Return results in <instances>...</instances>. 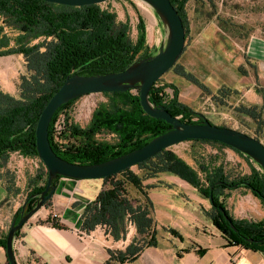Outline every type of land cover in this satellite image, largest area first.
<instances>
[{"label":"trees","instance_id":"1","mask_svg":"<svg viewBox=\"0 0 264 264\" xmlns=\"http://www.w3.org/2000/svg\"><path fill=\"white\" fill-rule=\"evenodd\" d=\"M188 1L170 0L182 19L185 39L189 33L186 13ZM6 30L13 34L10 35ZM129 30L127 21L117 23L116 14L102 8L101 4L73 7L43 0H0V57L22 56L30 74L29 77L22 76L19 84L23 99H16L0 91V160L6 162L13 153L25 158L39 159L35 137L38 119L52 95L67 77L75 74L99 75L119 72L157 52L152 53L148 49L147 33L142 17H139L135 41L130 39ZM35 40L39 41L31 45L30 43ZM176 63L177 61L172 68ZM179 74L198 86L203 93L210 95L211 101L216 104L223 103L224 99L230 96L223 90L211 94L207 87L182 69ZM157 82L149 92L151 103L163 105L172 116L178 117L182 122L196 124L203 121L200 114L178 100L176 87L169 86L172 91L171 97L165 99L166 86L164 84L156 86ZM132 90L102 93L108 102L98 104L94 108L88 124L83 128L73 123L68 114L70 107L78 98L61 105L49 124L48 139L53 151L69 162L94 164L142 147L154 137L170 130L171 125L165 121L149 117L144 113L139 101V89L136 93ZM256 91L263 94L262 90L256 89ZM234 109L252 119L257 125L263 123L261 114L255 106L239 105ZM60 115L63 116V122L57 142L53 139L52 128ZM191 117H194V120H190ZM103 133L112 135L113 141L99 139ZM251 137L258 139L256 136ZM187 141L232 149L216 141ZM242 155L251 163H256L250 157ZM216 157L214 155L207 159H195L198 167L196 170L168 148L137 164L136 167L149 178L166 172L174 174L194 187L202 197L208 199L211 207L205 214L225 240V247L240 246L264 252V219L260 221L234 219L220 200L227 189L232 191L245 188L264 206L263 170L256 163L257 168L249 165L250 173L230 177L223 172L222 162L218 163ZM39 161L45 170V179L42 186L32 189L27 194L23 214L35 207L46 185L47 169L40 159ZM200 175H203L204 180ZM102 179L108 181L111 188L101 191L92 207L86 209L84 227L88 230L96 224L109 226L108 218L114 209L131 214L126 197V185H131L142 192V179L133 173L131 168ZM217 181H223L224 184L216 185ZM211 186H213L212 190ZM210 194H212L211 200ZM220 208L222 211L219 210ZM224 215L228 216L236 230L230 228ZM21 216V212H17L14 220L18 222ZM43 223L61 227L49 218ZM169 231L183 241V237L176 230ZM246 237L258 241L247 242ZM5 244L6 239H0V247L5 249ZM195 252L202 256L206 250L198 247Z\"/></svg>","mask_w":264,"mask_h":264},{"label":"crops","instance_id":"2","mask_svg":"<svg viewBox=\"0 0 264 264\" xmlns=\"http://www.w3.org/2000/svg\"><path fill=\"white\" fill-rule=\"evenodd\" d=\"M234 67L235 75L228 86L232 92L230 97L236 96L242 103L263 107L264 38L250 37ZM164 79L162 84L168 85L165 89L167 94L171 96L169 86L176 85L178 100L191 109H194V100L199 96L205 103H212L210 95L202 93L198 86L185 78L173 73L166 74ZM204 81L211 94H215L216 90L220 93V88L227 87L223 82L213 84L210 80ZM256 89L262 90L263 94H259ZM16 158L20 160L14 161ZM24 164L28 166L27 169L21 168ZM44 172L42 163L36 158H25L13 153L6 162L0 160L1 240L6 239L15 214H23L27 194L43 185ZM142 173V192L131 185L125 186L132 216L114 209L108 218L109 226L96 224L91 230L84 227L85 211L92 207L101 191L111 188L110 184L103 179L57 178L52 197L18 230L13 239L16 264H264V252L240 246L225 247L226 242L218 233L208 236L218 240L207 241L204 245L206 247H202L192 238H185L176 229L169 227V220L177 213L186 220H183L185 224L193 226L194 236L200 235L198 227L206 225L209 218L205 214L200 215L199 208L203 207L207 213L211 207L210 201L202 198L197 200L195 197V200L180 204L167 201L158 207L150 197L151 191L158 187L170 189V186L161 180L162 173L151 178ZM186 187V184L181 186L182 189ZM131 188L135 191L132 198L129 195ZM238 189L232 190V193ZM229 211L231 216L240 214L236 212L238 209ZM48 218L61 227L43 223ZM170 229L176 230L183 241L172 235ZM175 238L179 240L178 243ZM139 240H150V243L139 246ZM186 241L192 242L193 246H183ZM198 247L206 250L202 256L195 252ZM186 258L192 262L187 263ZM0 264H8L6 250L2 247Z\"/></svg>","mask_w":264,"mask_h":264},{"label":"rangeland","instance_id":"3","mask_svg":"<svg viewBox=\"0 0 264 264\" xmlns=\"http://www.w3.org/2000/svg\"><path fill=\"white\" fill-rule=\"evenodd\" d=\"M101 7L114 12L117 23L128 22L130 27L129 36L132 41H135L137 37V25L139 17H142L147 33L148 49L152 53L158 51L161 44L166 43L168 28L160 20L156 11L147 3L141 0H110L101 3ZM186 13L189 33L185 41L184 51L177 60L176 66L168 70L160 78L156 86L163 85L162 83L165 80L164 76L166 74L174 73L182 77L179 74L182 69L191 74L199 83L207 88L208 86L204 80H210L213 84L223 82L227 87L220 88V91L223 90L231 95L232 92L228 86L235 75L234 66L236 59L242 54L250 37L258 36L264 38V0H189L186 4ZM6 31L9 32V30ZM9 34L12 35L13 33L9 32ZM38 41H32L30 44L32 45ZM182 66H186V68ZM22 76H30L22 56L9 55L0 57V91L16 99H23V94H21L19 88ZM172 86L176 87V85ZM137 90L138 88H134L132 92L136 93ZM170 92L172 91L170 90ZM164 97L168 99L171 96L164 91ZM107 102L108 99L102 93L84 95L72 104L68 114L73 123L83 128L88 124L94 108L98 104ZM210 103H205L199 96L194 100L193 110L198 114H203L214 125L235 129L250 136H256L264 144V105L261 108H257L263 121L262 124L257 125L249 117L243 116L235 111L234 108L239 105L252 106L247 102L242 103L236 96H229L221 104ZM62 117V115L57 117L52 128L53 139L57 142L62 128ZM189 119L194 120V117ZM99 139L113 141L114 137L110 134L103 133L99 136ZM170 150L196 170H198V167L195 164V159H207L214 155L217 156L218 163L222 162L223 172L230 177L250 173L249 165L257 168L256 163H251L242 154L230 148H217L210 145L185 141L170 147ZM16 160L20 159H14V161ZM27 167L25 164L21 166L23 169H27ZM131 169L139 177L143 176L142 171L136 166L131 167ZM200 176L204 180L203 175ZM160 177L161 180L168 183L170 189L158 187L151 191L150 197L158 207L167 201H174L180 204L184 201L195 200V197L197 200L199 198L205 199L191 185L178 179V177L171 173H162ZM182 184H186V189L181 188ZM134 192L133 188L129 189L131 198L134 196ZM220 200L228 208L227 211L230 216L229 210L231 212L237 209L239 210L236 212H240V214L236 213V216H232L234 219H245L249 221H260L264 219V206L245 188L238 189L237 192L235 191L233 193L227 189ZM202 208H199V212L203 216L206 211ZM183 220L177 213H174V216L169 220V224L167 225L176 229L183 237L192 238L193 241L202 247H206L204 245H206L205 243L207 241L214 242L219 239L208 237L213 233L220 234L211 222H209V219L206 225L198 227L200 235L197 234V236H194L195 231H193V226L188 225V223L185 224L184 221L186 220ZM193 236L194 238L196 237V240H194ZM146 240L145 242L139 240L138 245H148L150 240L147 242ZM175 240L178 243L179 240L177 238ZM186 245L193 246L192 242L188 241L183 244V246ZM186 262L191 263L192 260L186 258Z\"/></svg>","mask_w":264,"mask_h":264},{"label":"water","instance_id":"4","mask_svg":"<svg viewBox=\"0 0 264 264\" xmlns=\"http://www.w3.org/2000/svg\"><path fill=\"white\" fill-rule=\"evenodd\" d=\"M59 5L80 7L101 4L110 0H43ZM150 5L160 20L168 28L165 44H161L158 51L149 57L138 60L126 69L99 75H72L67 77L59 89L52 95L38 119L35 137L38 158L47 169V180L40 193L37 204L27 213L22 214L19 221L14 220L6 237L5 250L8 264H16L13 253V239L16 232L52 197L56 189L54 181L57 177L76 180L102 179L114 175L122 170L136 166L155 156L162 150L168 149L187 140H208L225 144L232 149L250 157L264 172V144L248 134L210 123L203 114L200 123H185L178 117L172 116L163 105H156L149 101V92L168 70H170L185 46V29L180 15L170 0H141ZM139 89V101L142 110L149 117L163 120L171 129L160 134L142 147L128 153L114 157L107 161L94 164H79L69 162L59 157L52 149L48 131L50 121L56 110L69 101L88 94L125 92ZM224 184L223 181L215 182ZM213 186L210 187L212 190ZM210 200L212 194L209 195ZM222 211V209H219ZM225 219L230 228L236 230L227 215ZM247 242H256L253 238H245Z\"/></svg>","mask_w":264,"mask_h":264},{"label":"bare ground","instance_id":"5","mask_svg":"<svg viewBox=\"0 0 264 264\" xmlns=\"http://www.w3.org/2000/svg\"><path fill=\"white\" fill-rule=\"evenodd\" d=\"M148 9V8H147ZM150 15L152 16V14L150 13ZM154 19V18H153ZM151 20V19H150Z\"/></svg>","mask_w":264,"mask_h":264}]
</instances>
